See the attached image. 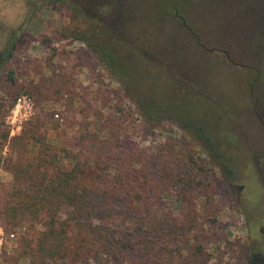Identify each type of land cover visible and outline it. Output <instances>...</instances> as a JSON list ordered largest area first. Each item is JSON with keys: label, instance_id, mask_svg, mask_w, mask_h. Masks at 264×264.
<instances>
[{"label": "rangeland", "instance_id": "374dc122", "mask_svg": "<svg viewBox=\"0 0 264 264\" xmlns=\"http://www.w3.org/2000/svg\"><path fill=\"white\" fill-rule=\"evenodd\" d=\"M15 1L18 10L5 5L4 15L24 22L27 6ZM81 1L97 29L120 7L126 20L117 26V47L145 55L131 56L125 75L135 100L152 98L168 112L148 117L85 43L64 37L71 17L66 4L35 0L34 19L0 85V211L13 185L3 161L14 156L2 135L36 129L105 169L98 179L92 170L85 181L93 200L86 220L96 231L161 243L166 254L173 249L166 264H264V252L254 249L264 233L250 232L251 226L264 231V0ZM87 24L80 19L81 32ZM86 134L98 142L91 145ZM120 171H140L156 183L166 172L192 186L182 197L163 184L157 201L149 188L140 209L146 211L139 213L112 185ZM61 215L74 217L66 208ZM20 234L0 217V264H16L10 258ZM253 253L259 261L250 263Z\"/></svg>", "mask_w": 264, "mask_h": 264}, {"label": "trees", "instance_id": "16d2710c", "mask_svg": "<svg viewBox=\"0 0 264 264\" xmlns=\"http://www.w3.org/2000/svg\"><path fill=\"white\" fill-rule=\"evenodd\" d=\"M59 1L66 4L71 12L69 25L62 30L64 37L85 43L95 53L103 67L117 78L135 100L136 96L130 88L131 82L125 75L129 74L130 57L145 55L135 52L132 48L123 52L119 44L117 47L121 37L118 34L120 31L118 27L126 20L118 15L120 7L118 6L114 11L116 13L113 14L112 22H109L107 16L108 22L104 20L97 29L91 11L81 1ZM91 3L94 5L93 0ZM108 3L109 11L111 3ZM105 11L108 12L107 9ZM81 18L88 23L85 33L79 28ZM62 31L57 30V33ZM121 44L130 45L125 39ZM6 76L9 82H14L12 72ZM138 101L140 103L135 100V104L148 117L151 116L149 111L154 113L159 110L167 111L166 107H156L152 98L144 102ZM187 118L182 120L183 127L186 131H190L193 124ZM203 129L201 124L196 128L200 132ZM201 134L203 142L211 146L209 138ZM82 138L91 145H94L98 139L95 134H86ZM2 139L9 144L14 156L3 161V169L11 174L13 185L12 192L5 201V210L0 211V217L14 230H21L15 256L10 258L11 263L80 264L87 261L94 263L106 261L110 264H166V255L172 253L173 249H167L166 254L164 251L166 248L161 243L150 244L141 237H122L114 240L109 234L96 231L91 222L86 220V217L93 215V210H90L93 200L90 197L88 183L85 181L91 174L94 175L92 170L97 171L94 179L106 175L105 169L99 164L94 166L91 159L83 158L84 154H75L64 147H59L58 144L51 143L46 134H41L36 129H29L28 132L25 130L21 135L13 138L5 132ZM100 143L104 144L105 141ZM221 168L224 169L223 166ZM227 171L231 172L229 169ZM112 179L113 187L121 191L130 203L136 205L139 213L146 211L140 209H145L149 188L157 201L161 197L163 184L175 186L177 194L182 197H185L186 191L192 186L191 180L173 178L166 172L161 174L159 183L149 179L146 173L140 175V171L136 173L120 171ZM62 208L70 210L74 219L70 216L62 217ZM72 220L81 224L79 231L74 230ZM262 229L263 226L261 228L251 226L250 232L264 233ZM263 247L264 239L260 240L254 249L255 251L262 249L261 251L264 252ZM255 257V254L252 255L249 262L252 263Z\"/></svg>", "mask_w": 264, "mask_h": 264}, {"label": "flooded vegetation", "instance_id": "af4514ba", "mask_svg": "<svg viewBox=\"0 0 264 264\" xmlns=\"http://www.w3.org/2000/svg\"><path fill=\"white\" fill-rule=\"evenodd\" d=\"M22 4L27 6V15L24 22H19V19L10 17V13L4 15V6L11 10H18L15 0H0V85L3 80V71L8 62L13 58L18 41L21 34L26 33L31 21L34 19L32 15L35 0H20ZM55 1V0H54ZM57 1V0H56ZM81 1V0H80ZM82 2V1H81ZM6 18V19H5ZM255 261H259L257 256Z\"/></svg>", "mask_w": 264, "mask_h": 264}]
</instances>
